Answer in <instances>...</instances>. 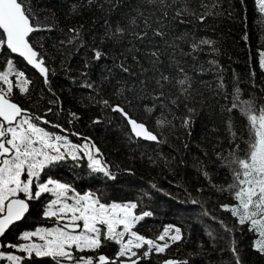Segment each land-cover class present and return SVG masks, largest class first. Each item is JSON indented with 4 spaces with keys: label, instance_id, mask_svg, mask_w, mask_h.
<instances>
[{
    "label": "trees",
    "instance_id": "obj_1",
    "mask_svg": "<svg viewBox=\"0 0 264 264\" xmlns=\"http://www.w3.org/2000/svg\"><path fill=\"white\" fill-rule=\"evenodd\" d=\"M27 3L38 22L51 27L31 36L49 72L46 84L45 77L0 46V71L12 59L30 81L26 94L14 87L12 100L42 117L39 124L50 133L95 145L99 153L92 149L94 156L115 177L92 172L80 152L81 159L56 162L42 179L67 182L77 192L101 196L102 202L136 203V214L152 213L134 231L169 247L146 258L144 249H134L137 264L167 259L236 264L233 247L241 264H264V254L254 248L257 235L222 208L235 201L220 190L233 183L227 166L231 153L244 157L248 152V120L239 105L264 107V12L258 0ZM69 29H76L78 38ZM95 50L103 53L99 59ZM116 106L157 140L134 137L123 114L113 111ZM49 197L29 201V211L1 238V247L48 222L42 214ZM165 228L169 236L158 240ZM176 229L181 239L173 242L169 237ZM118 250L108 243L99 253L122 260ZM21 264H54V259L31 255Z\"/></svg>",
    "mask_w": 264,
    "mask_h": 264
},
{
    "label": "snow or ice",
    "instance_id": "obj_2",
    "mask_svg": "<svg viewBox=\"0 0 264 264\" xmlns=\"http://www.w3.org/2000/svg\"><path fill=\"white\" fill-rule=\"evenodd\" d=\"M258 3L264 12V0H258ZM44 30L50 31L51 27L38 22L27 0H0V46H6L11 53L18 54L37 69L47 84L49 69L31 41L33 33ZM69 31L76 33L74 38H78L76 29ZM102 55L99 50L94 51L95 59ZM261 63L264 66V59ZM13 74L15 84L9 79ZM29 83L25 74L15 68L13 60H7L5 70L0 71V237L5 236L11 226L29 211L28 201L38 200L44 194L52 197L45 207L44 216L52 219L56 226L25 232L19 237L23 243H10L7 247L29 256L52 257L56 264H125L123 260L111 261L105 254L99 253L108 243L118 245L117 257L127 256L130 264H137L132 259L137 256L135 250L144 249L141 255L145 258L152 252L163 253L169 247L167 242L161 245L134 231L144 217L152 215L150 212L136 214V203L102 202L101 196L93 192H77L67 182L51 176L47 180L42 179L45 170L56 162L69 157L73 161L81 159L79 152H84L92 172L115 177L104 162L94 156L92 149L99 153L95 145L89 148V145L80 147L70 144L66 137L41 127L39 122L42 117L29 113L12 100L14 87L26 94ZM104 103L107 104V101ZM239 106L248 120L250 141L244 157L236 155L234 151L231 160L227 161V166L232 170L233 183L220 190L228 191L235 203L222 205V208L236 217L240 225H248V230L257 235L255 250L264 254V107L257 110L248 101ZM236 107L238 105L233 103V108ZM113 111H119L127 118L136 137L157 140V136L144 124L128 117L119 106ZM188 123L186 120L185 124ZM223 226L226 231H231L227 225ZM169 231V228H165L157 239L164 241ZM169 238L173 242L179 241L180 230L176 229ZM232 250L236 264H241L238 250L235 247ZM86 252L98 255H78ZM0 259H6L9 264H21L23 257L0 251ZM164 264L176 262L168 260Z\"/></svg>",
    "mask_w": 264,
    "mask_h": 264
},
{
    "label": "rangeland",
    "instance_id": "obj_3",
    "mask_svg": "<svg viewBox=\"0 0 264 264\" xmlns=\"http://www.w3.org/2000/svg\"><path fill=\"white\" fill-rule=\"evenodd\" d=\"M14 76L11 78V80H13V82L14 83H16V78H15V74H13ZM10 79V78H9ZM69 142V141H68ZM70 144H72V145H78V146H80V147H83V145L82 144H76V143H72V142H69ZM80 153V152H79ZM82 154H84V152H81ZM47 180V179H46ZM49 200L50 199H52V197H49L48 198ZM28 203H29V201H28ZM123 204V203H122ZM27 214V213H26ZM43 215V217H44V219H47V223L46 224H42V225H38L37 227H35L34 229H32V230H30V231H26V232H33V231H35V230H37V229H43V228H51V227H53V226H56L55 224H54V221L52 220V219H48V218H46L45 216H44V213L42 214ZM25 217V216H24ZM23 233H25V232H21V233H18L16 236H15V238H14V242H6L5 243V245H2V247H1V245H0V251H4V252H11L12 254H15V255H19V256H22L23 258L24 257H29V255L27 254V253H20V252H17L15 249H11V248H8L7 247V245L8 244H17V243H23V241H21L20 239H19V237L23 234ZM34 240H35V238H33ZM36 242H39V241H36ZM83 253H78V255H82ZM32 255H34L35 256V254H32ZM51 258V257H50ZM132 259H133V257H132ZM122 260L123 261H126V260H129L128 259V257L126 256V257H122ZM0 264H9V262L6 260V259H0ZM54 264H56V261L54 260Z\"/></svg>",
    "mask_w": 264,
    "mask_h": 264
},
{
    "label": "water",
    "instance_id": "obj_4",
    "mask_svg": "<svg viewBox=\"0 0 264 264\" xmlns=\"http://www.w3.org/2000/svg\"><path fill=\"white\" fill-rule=\"evenodd\" d=\"M5 48H6V46H4ZM7 49V48H6ZM8 50V49H7ZM9 52H10V50H8ZM11 53V52H10ZM12 55H15V56H17V57H19L18 56V54H13V53H11ZM20 59H22L23 60V62L28 66V67H30L31 69H33L39 76H41L42 78L44 77V76H42L41 74H40V72L37 70V69H35L33 66H31V65H29L22 57H19ZM115 108V107H114ZM123 117H125L124 115H123ZM125 119H126V122H127V125H128V127H129V130H130V132H131V134L134 136V137H136L135 135H134V133H132V131H131V126L129 125V123H128V120H127V118L125 117ZM134 120V119H133ZM140 123V122H139ZM136 138H138V139H140V140H143V141H149V142H155V141H151V140H146V139H144V138H142V137H136ZM25 215H26V213H25ZM24 215V216H25ZM24 218V217H23ZM22 218V219H23ZM21 219V220H22ZM20 220V221H21ZM19 221H16L15 223H18ZM14 223V224H15ZM13 224V225H14ZM1 238L2 237H0V244H1ZM134 260H136V262H138V259H134ZM168 260H172V261H174V262H176V264L178 263V261L176 260V259H167V260H165V261H168ZM164 261V262H165ZM125 262V264H130V261L129 260H126V261H124ZM164 264V263H163Z\"/></svg>",
    "mask_w": 264,
    "mask_h": 264
}]
</instances>
